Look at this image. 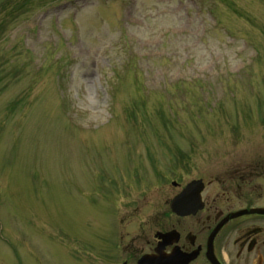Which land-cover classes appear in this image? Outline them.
<instances>
[{
  "label": "rangeland",
  "instance_id": "obj_1",
  "mask_svg": "<svg viewBox=\"0 0 264 264\" xmlns=\"http://www.w3.org/2000/svg\"><path fill=\"white\" fill-rule=\"evenodd\" d=\"M15 1L0 264L111 263L112 236L165 221L186 182L264 168V0Z\"/></svg>",
  "mask_w": 264,
  "mask_h": 264
},
{
  "label": "flooded vegetation",
  "instance_id": "obj_2",
  "mask_svg": "<svg viewBox=\"0 0 264 264\" xmlns=\"http://www.w3.org/2000/svg\"><path fill=\"white\" fill-rule=\"evenodd\" d=\"M203 182L197 212L182 217L170 209L186 182L154 229L117 231L108 264H140L144 256L152 260L143 264H264V168H230Z\"/></svg>",
  "mask_w": 264,
  "mask_h": 264
},
{
  "label": "water",
  "instance_id": "obj_3",
  "mask_svg": "<svg viewBox=\"0 0 264 264\" xmlns=\"http://www.w3.org/2000/svg\"><path fill=\"white\" fill-rule=\"evenodd\" d=\"M191 184H195V185H189L187 187V189L183 193L176 196L171 203V207H172L173 211L180 214L181 216H185V215H188L190 213H194L196 211V210L188 211V207H189L188 199L190 197V191L189 190L191 188H194V186L198 187L197 188V190H198L197 198L200 199L199 192L203 188V185L201 184L200 186H198L197 182H193Z\"/></svg>",
  "mask_w": 264,
  "mask_h": 264
},
{
  "label": "trees",
  "instance_id": "obj_4",
  "mask_svg": "<svg viewBox=\"0 0 264 264\" xmlns=\"http://www.w3.org/2000/svg\"><path fill=\"white\" fill-rule=\"evenodd\" d=\"M27 1H29V0H24L23 2V4H25V2H27ZM32 1V0H31ZM5 3V2H4ZM7 3V5L9 6V8H10V6H11V9L13 8V9H15V11L13 12V14L16 12V10H18V7H16V6H22L20 3L19 4H17V1H15V0H8V2H6ZM5 3V4H6ZM5 6V5H4ZM17 8V9H16Z\"/></svg>",
  "mask_w": 264,
  "mask_h": 264
}]
</instances>
